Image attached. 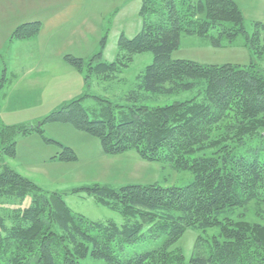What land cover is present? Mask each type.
Instances as JSON below:
<instances>
[{"label": "trees", "instance_id": "1", "mask_svg": "<svg viewBox=\"0 0 264 264\" xmlns=\"http://www.w3.org/2000/svg\"><path fill=\"white\" fill-rule=\"evenodd\" d=\"M141 1L142 28L133 37L120 36L117 60L103 61L101 52L87 64L82 58L64 56L84 73L88 88L93 76L113 77L137 53L151 52L153 60L125 96L127 104L85 93L39 124L0 123V264H91L88 258L101 264H264V225L232 217L237 208L258 199L264 188V161L236 153L239 144L264 133V67L257 62L202 64L172 56L187 34L216 47L242 35L245 45L260 57L264 37L261 44L257 29L262 24L256 23V30L248 33L234 0ZM154 15H162L161 20L153 21ZM40 27L39 21L22 24L11 38L36 37ZM149 93L188 95L149 106L142 103ZM90 97L100 101L99 110L90 112L85 106ZM45 122L72 124L99 138L108 153L135 150L148 161L169 160L177 169L191 171L193 180L185 186L96 183L73 189L93 195L125 219L122 224L90 220L74 212L60 192L44 190L5 162V157L16 156V137L43 135ZM77 158L68 146L52 157ZM27 196L28 206L7 209L8 199L23 201ZM215 226L219 233L207 240V251L186 259L181 249L171 248L188 228ZM158 238H163L159 247L123 256L128 246Z\"/></svg>", "mask_w": 264, "mask_h": 264}, {"label": "rangeland", "instance_id": "2", "mask_svg": "<svg viewBox=\"0 0 264 264\" xmlns=\"http://www.w3.org/2000/svg\"><path fill=\"white\" fill-rule=\"evenodd\" d=\"M25 1L29 6L27 9L22 8L25 12L30 10L40 12L44 19L53 16V20L47 22L49 28L45 30L42 41L47 43L53 61L46 60L39 63L31 46L18 44L21 43L18 40H14L15 44H11L14 30L28 23L22 22L27 17L19 12L17 7L12 11L5 9L2 4L6 3V0H0V64L2 66H4L3 58L8 57L6 53L9 51V71L6 75L7 79L2 80L3 86L0 88V123L39 124L47 114L80 98L85 93L114 103L127 104L125 96L136 86L137 76L152 62L151 52L137 53L132 62L113 77L93 76L88 88L83 72L74 67L62 69V57L72 55L82 58L87 64L93 55L101 52L100 57L103 61L117 60L120 54L118 42L121 34L132 37L142 27L143 21L139 14L141 0ZM234 1L243 13L248 33L252 34L256 30V23L262 24L257 29L262 40L264 0ZM152 18L153 21L161 20L162 15L161 18L159 15H154ZM39 22L41 27L37 36L42 33V22ZM102 40H105L104 47ZM172 56L202 64L247 65L257 62L259 66L264 67V55L259 57L251 51L245 45L242 35L233 42L224 41L221 47H216L199 36L183 34L180 46ZM47 68L51 71L46 72ZM187 95L188 93L152 94L142 103L149 106L166 105L175 100L185 99ZM85 106L90 112L101 107L100 101L93 97L85 100ZM42 129L43 135L35 133L17 136L16 156L5 157V162L44 190L60 192L74 212L84 214L90 220L114 221L122 224L125 219L116 211L98 203L93 195L73 193V189L96 183L113 186L151 183L163 186H185L193 180L191 171L177 169L169 160L148 161L135 150L108 153L99 138L77 129L72 124L45 122ZM44 136L55 142H46ZM63 146L74 149L78 158L74 161L51 160L50 157L60 152ZM236 153L244 154L248 158L257 156L264 161V133L246 139L243 144L236 147ZM2 164L3 162L0 161V171ZM7 202L9 204L7 209L26 207L31 203V197L27 196L23 201L11 198ZM240 216L250 223L264 225V188L261 189L258 199H252L232 214L235 220ZM218 233L217 226L206 230L188 228L171 245V248L181 249L186 259H189L195 252L207 251V240ZM162 242L163 238H158L136 243L128 246L123 256L128 257L137 252L155 249ZM197 242L199 247L196 249ZM86 262L101 264L100 260L92 258H88Z\"/></svg>", "mask_w": 264, "mask_h": 264}, {"label": "crops", "instance_id": "3", "mask_svg": "<svg viewBox=\"0 0 264 264\" xmlns=\"http://www.w3.org/2000/svg\"><path fill=\"white\" fill-rule=\"evenodd\" d=\"M141 5H142V1H141ZM141 5H140V8H141ZM2 6L5 9L10 10V11L14 10L17 7L18 11L22 12L27 17L26 18L27 20L26 19L22 20L23 23H25V22H33V21H41L42 22V31H41L42 33H41V35L39 34L38 36L30 38V39H20V40L19 39H12V40L10 39V40L12 42L11 44H15V43H13L14 40H18V42H21V43H18V44H21V45H23V44L25 45L26 44V45L31 46L32 49H33L32 51H34L35 58H36L37 62L42 63V62H45L46 60L52 62L53 61V59H52L53 57H51V55H50V53H49V51L47 49V43H45V42L43 43L42 41H43V38H44V35H45L44 34L45 30H47V28H49L48 27L49 23H47V22H51L53 20V16L44 19V18L41 17V13L40 12H36V11L32 12V10L25 12L22 8L27 9L29 7L28 3L25 0H6V3L3 2ZM140 8H139V14H140ZM122 34L125 35L124 33H122ZM127 37H129V36H127ZM6 54H8V57H9V51H7ZM8 57L3 58V60H4L3 61L4 62L3 65L4 66H2L0 64V88H2V86H3V83H2L4 81L3 79L4 78L7 79L6 75L8 74V71H9ZM62 58H63V65L61 66L62 69H64V70L66 69L67 70L69 68H72V66H69L64 61V56ZM43 69H45V67H43ZM50 71L51 70L47 68L46 72H50ZM35 133H37V132H32V133H30V135L31 134H35ZM55 155L51 156L50 159L53 160L52 157H54Z\"/></svg>", "mask_w": 264, "mask_h": 264}]
</instances>
